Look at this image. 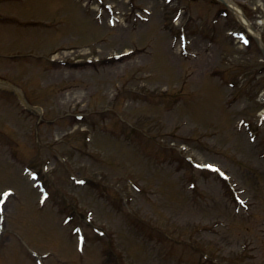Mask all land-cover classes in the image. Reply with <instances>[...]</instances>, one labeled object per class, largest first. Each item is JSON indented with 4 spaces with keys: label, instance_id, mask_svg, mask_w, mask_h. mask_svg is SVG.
Here are the masks:
<instances>
[{
    "label": "rangeland",
    "instance_id": "rangeland-1",
    "mask_svg": "<svg viewBox=\"0 0 264 264\" xmlns=\"http://www.w3.org/2000/svg\"><path fill=\"white\" fill-rule=\"evenodd\" d=\"M34 1L23 0L11 3L8 0H3L0 1V11L4 15L18 16L20 20L42 18L43 20L54 21V23L57 21L61 25L55 27L54 33L52 29L46 31L42 28L24 29L18 25L0 23L1 51L28 50L29 47H39L37 50L40 51L71 49L70 54L77 58L79 56L87 57L91 54L119 53L134 42L136 48L145 49L151 45L153 50L157 49L166 57L165 59L163 57L152 58L151 62H147V56L136 52V54H129L124 58L109 59L107 66H103L104 68L96 67L89 62H78L77 65H59L56 69L50 68L48 70L43 67V64L38 65L37 63L38 66L30 67L29 64H25L26 61L10 62L9 64L7 61L0 60V76H3L2 78L5 77L18 83L34 100L45 99L47 114L45 117L43 116L44 118L58 117L65 111H83L86 117L94 122L98 118L93 115V111L99 110L103 105H115L121 109L123 116L133 126L140 129L139 134H151L153 137L161 138L166 142L186 140L187 145H189L188 153L193 154L195 159L212 160L231 172L232 178L237 183V189L242 191L243 197L252 202L251 209L255 217L250 223H244L243 219L235 217L231 209L235 205L233 198L230 197L232 189L228 183H224L214 176L203 175L197 182L199 191L206 193V197L197 199L198 204H194L196 198L190 197L184 180L180 179L181 175L175 174L172 168L169 169L171 173L157 169L166 167V165L160 164L162 149H153V146L150 145L145 157L139 153L138 147H134L130 151L125 146L123 138L117 135L116 118L111 114L107 119L104 118L100 123L97 122L96 128L98 130L91 131L94 137L91 146L98 148L96 155L99 158V162H92L91 167L84 163L86 161L89 164L84 158L85 156L78 157L71 147L73 144H81L82 127L71 129L75 132L71 133V143L67 146L62 145V149L70 157L73 165L76 168L78 166L80 172L86 170L89 173L101 175L104 179H109L110 182L118 176L122 179L123 174L134 176L132 182L141 187V192L137 194L131 190L133 195L131 208L143 220L153 226H168L171 227V230L181 231L185 235L192 227L201 226L204 223L210 224L213 218H219V216L225 217L229 220L232 228L227 234L236 233L238 237H231L222 242L217 240L218 237H211L205 233L202 235L195 233L194 235H197L195 239L200 242L199 245L205 244L217 255L223 254V256L231 257L242 241L241 233H249L254 236L257 245L260 247L256 262L261 261V259L264 261V238L262 239L256 230L258 227L256 220L260 218L259 215L264 210V160L258 157L263 147L259 140L251 144L248 138L244 136L245 134H236L237 132L232 128L239 117L247 118L256 115L260 104L256 97L259 92L264 90V87L261 86V80L264 77L263 79L260 77L259 80L250 78L252 71L250 63L254 66L260 57L254 46L242 48L237 42L227 40L224 37L225 27L242 26L234 15L229 14L226 18L218 19L216 11L222 8L224 4L217 0H175L172 3H164L163 0H104L114 6L116 15H118L116 17L120 20V23L118 21L114 27H109L106 22L107 12L102 16L103 22L99 19L94 21L93 14L85 9L87 8V1L89 5L94 6L98 3L97 0H81L83 3L66 0L63 4L59 0H47L45 3L37 2V4ZM229 1L244 10L250 27L258 33V37L264 42V3L262 0ZM40 7L43 12L36 11ZM143 8L150 12L148 21L144 24L134 21L133 18L134 12H141ZM174 9L182 12V26L186 27L187 33L191 37L189 38V51L191 53L184 61L176 49H170V37L167 34L169 32L160 31V27L170 23L173 15L171 12ZM212 18L218 19V24H211ZM128 21L134 22L129 23ZM174 27L177 30V27ZM51 33L54 34L52 37L50 36ZM209 35L213 39V47L211 46L210 49H208L209 43L206 42L210 39ZM47 36L51 38L50 44L47 43V45L54 46L43 50L42 46L47 45L40 42H43L42 40ZM55 39L58 41L56 42ZM88 43L94 45L86 49V54H80V46H86ZM220 52L224 54L221 56L219 55ZM35 67L37 69H33ZM215 67L222 69L226 78L230 77L237 81L234 90L225 88L218 80L207 79L208 70ZM34 72L38 75L39 81L33 78L36 76ZM127 77L130 78L125 85L124 82ZM133 85L137 90H142V94L126 95L125 87H133ZM141 87L148 88L149 95ZM119 88L122 89V92L116 97ZM42 89L47 91L44 96H42ZM1 93L5 95L3 92H0V95ZM112 94H115L117 103H112ZM177 94L184 97V100L174 107L172 98ZM236 95L235 105L231 108H225V99L232 98V96L236 97ZM146 99L149 100L146 101ZM2 100H0V111L2 108L6 111H13L10 114L11 122L9 124L13 131L26 138L23 139L22 148L25 149L28 158L32 159L31 163L36 164L34 168H38L40 162L30 152V150H34L30 148L28 142L29 126L32 121L24 119L17 112L15 114L13 109L8 110L7 108H11V105ZM212 103H218V106L214 112L208 113L209 111L204 109ZM171 106L174 108L170 109ZM68 121L70 119H67V122H56L54 125L53 121H41L38 127L41 142L50 144L52 139L66 130ZM181 121L186 122L187 125H181ZM110 126L114 127V131L107 129ZM83 128L88 129L85 126ZM210 132H215L216 136L209 134ZM95 136L97 139L99 138L100 143L95 144ZM49 147L48 145H39L38 153L39 151L46 152L43 155H45L44 158L51 159L47 167L53 171L54 183L59 180L62 184L66 180L64 170L60 167L59 160L52 159L48 155ZM157 155L160 156L159 160L155 158ZM4 159L11 161L7 154H4L3 158L0 156V189L12 186L18 192L23 193L27 203H22V207L27 210H25L26 214L22 216L21 228H28L31 232L34 226L29 224L38 218L37 214H33L37 208L35 205L37 192L28 188L30 184L28 178L19 173L23 170L22 167L12 168L13 171H16L12 176L11 171L7 168L9 162L6 161L5 166L1 164ZM152 171L156 172V178L152 175L147 179V174ZM56 185L58 186V184ZM173 187H178V191L173 190ZM156 189L159 190L157 198L151 199V191ZM74 192L81 196L82 201L84 198L85 202H89L99 210V206L93 199L94 195H90L87 189H74ZM85 193H88L89 196L84 195ZM125 193L128 194V191ZM149 196H151L150 199ZM101 204L102 212L105 214L104 207L108 206ZM199 204H201L200 207H198ZM7 208L8 205L3 208L5 215L8 212ZM50 209L47 206L45 215L51 216ZM110 213L112 214L109 216L103 214V219L100 221L108 225L109 232L116 230L120 234L123 231L121 238L124 242V248L128 247L129 250V254L124 258L127 263L174 264L172 259H166L165 256L161 255L160 247H154L152 243L144 241L143 238L133 236L134 242H136L133 243V238L127 233L130 234L131 232L126 229L128 227L125 221L126 215L117 214L113 210H110ZM8 218H11V224H13L15 220L19 219L18 212L11 213L9 216L7 214L4 223H7ZM43 224L45 223L38 221L37 225L43 228ZM5 227L6 224L4 229ZM111 228L114 229L111 230ZM194 230L197 231V229ZM227 230V228L223 229L222 232L226 233ZM124 232L126 236H124ZM36 233L31 235L33 237L31 241L33 240L35 247H37L36 244L39 239L46 238V235L36 236ZM6 236L7 233H3L0 238V264H4L5 260H9V258L11 264H21V258L17 257L18 248H16L15 243L12 241L8 247L4 246ZM62 238L63 241H66L65 235ZM43 241L53 242L50 238L43 239ZM141 241L146 246L138 244ZM92 243V241L87 242L88 245H91L90 250L96 252L97 244ZM60 245L62 244L60 243ZM71 245L70 251L73 248L72 254L76 255L74 253V240ZM10 246L11 248H9ZM63 247L64 245H62ZM90 257L93 264H98L96 263V255H90Z\"/></svg>",
    "mask_w": 264,
    "mask_h": 264
},
{
    "label": "bare ground",
    "instance_id": "bare-ground-1",
    "mask_svg": "<svg viewBox=\"0 0 264 264\" xmlns=\"http://www.w3.org/2000/svg\"><path fill=\"white\" fill-rule=\"evenodd\" d=\"M237 14L241 17V19L243 18V16L241 15V13L239 11H237Z\"/></svg>",
    "mask_w": 264,
    "mask_h": 264
},
{
    "label": "snow or ice",
    "instance_id": "snow-or-ice-1",
    "mask_svg": "<svg viewBox=\"0 0 264 264\" xmlns=\"http://www.w3.org/2000/svg\"><path fill=\"white\" fill-rule=\"evenodd\" d=\"M5 196L8 195L7 193L4 194ZM4 201L2 199H0V203H3Z\"/></svg>",
    "mask_w": 264,
    "mask_h": 264
}]
</instances>
